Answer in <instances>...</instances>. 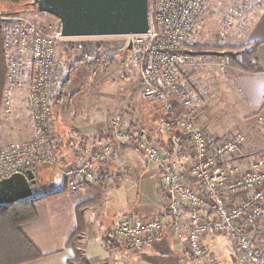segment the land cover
Instances as JSON below:
<instances>
[{"label":"built area","instance_id":"2783aa9c","mask_svg":"<svg viewBox=\"0 0 264 264\" xmlns=\"http://www.w3.org/2000/svg\"><path fill=\"white\" fill-rule=\"evenodd\" d=\"M209 1L149 0V31L126 35L125 48L136 61L141 94L165 104L171 123L188 141L181 152L186 168L176 169L157 146L116 114L106 125L108 140L86 145L81 159L64 167L62 179L67 193L78 195L85 183L95 181L99 165H105L121 145H129L161 169L168 200L159 218L154 215L138 223L125 220L112 227L108 236L113 242L137 251L147 240L160 235L170 215V231L182 239L189 257H204L206 237L219 234L231 241L238 264H264V160L240 169L234 160L246 145L245 136L234 132L210 144L195 119L198 103L192 97H205L194 87L192 74L206 63L205 56L194 48ZM3 21L4 111L12 114L14 95L24 90L23 104L31 131L28 140L0 148V180L38 166L57 167L55 155L60 139L54 129L53 102L67 79V70L57 55L64 39L59 23L38 27L22 18ZM228 26L223 25L217 42L227 37ZM223 60L216 62L221 69L227 66ZM173 106L181 113H172ZM258 124L264 133L263 117L258 118Z\"/></svg>","mask_w":264,"mask_h":264},{"label":"crops","instance_id":"0c3cea01","mask_svg":"<svg viewBox=\"0 0 264 264\" xmlns=\"http://www.w3.org/2000/svg\"><path fill=\"white\" fill-rule=\"evenodd\" d=\"M252 8L254 9V6ZM253 11L256 14L253 13L250 24L240 29L236 35L239 42L247 49L254 47L255 70L240 72L231 68L228 72L225 71L226 77L219 72L220 76H215L214 79L217 77L224 79L216 84L218 87L215 91L211 83L212 72L208 73L209 69L199 67L193 77V82H196L194 87L205 97L206 104L199 109L197 122L203 126L208 138L215 142L227 134L230 135L233 133L229 130L230 126L233 127L232 130L236 127L237 130L234 132L245 135L246 145L236 158L237 163L248 162L252 153L264 151V134L256 126L257 118H264V4ZM237 31L238 29L235 30ZM206 80L211 87L209 94L204 88ZM215 83L216 81L214 87ZM140 95L142 116L137 114L133 104L130 103V107L122 114L125 123L166 154L176 169L183 171L186 168V160L181 156V152L187 142L181 141L178 131L172 128L161 103L154 101L153 104L146 103L152 100L145 99L141 92ZM218 104L234 108L229 110L233 111V121L230 124L224 121H222L224 123L217 122L211 116V108ZM220 107L223 111L224 106ZM236 110L239 112L237 113ZM107 119V117L102 118L99 123L93 122L92 118L78 122L74 127L75 133L81 138L104 135L101 140L88 141V144L105 142L108 140ZM65 155L68 158L66 161L68 165H75L79 160L75 158L73 151ZM97 175L98 182L85 183L76 196L66 191L57 198L35 204L36 220L22 225L20 230L41 253L42 258L25 264H67L75 255L74 249L68 246L67 239L71 230L77 226V214H81L83 219L80 241L82 244L78 247L82 259L79 264H116L105 258L92 260L88 256L89 250L85 245L87 244L85 238L108 236V231L121 221L142 222L151 216L161 214L166 208L168 196L161 171L130 146L121 145L105 165L97 167ZM169 224L163 227L160 235L147 240L139 251L123 243H109L110 247L130 259L136 257L135 252H145L148 248L158 251L162 246H166L179 250L182 248L181 243L171 233ZM143 257L146 256H140Z\"/></svg>","mask_w":264,"mask_h":264},{"label":"rangeland","instance_id":"374dc122","mask_svg":"<svg viewBox=\"0 0 264 264\" xmlns=\"http://www.w3.org/2000/svg\"><path fill=\"white\" fill-rule=\"evenodd\" d=\"M30 2L31 0H21L19 6H16L8 2L0 1V19L3 21V18H22L38 27H55L57 25L58 22L49 15L41 14L32 8L22 7V3L29 4ZM263 4L264 0L209 1L208 11L198 31L199 35L197 34L195 48L200 49L197 53L205 56L206 63L208 61L212 62L211 66L204 64L201 69H209L210 71L208 73L212 72L211 75L213 77L211 78L213 82L211 83L214 91L218 87L216 84L224 79L228 69L230 70L232 68L227 58V52L229 50H220L219 52L218 47H230L232 50L231 55L237 56L236 59L240 60V55L248 50H244L245 46L239 42L237 38L238 35L236 34L239 33L240 29L250 24L251 19L256 14L253 10L260 8ZM253 6L254 9L252 8ZM249 9L252 11L250 10L249 12ZM41 18L42 20H39ZM3 23L8 26L6 21H3ZM226 24H230V27L228 26L229 30L226 31L227 37H225L222 42H217L216 38L221 32L223 25ZM237 29L238 31L235 32ZM127 39L128 37L126 35L92 37L90 39L86 38L87 43L85 44V39L83 38H66L59 43L57 55L67 70L66 81L68 80V83L62 86L53 102L52 118L55 125L54 129L60 139L57 148V150L59 149L57 158L65 153H69L70 149L74 148L76 138L78 137L74 133V127L78 122L92 118L93 122L99 123L101 119L105 117L108 118V122L114 115H122L125 109L130 107V103L133 104L132 106L135 111H137V114L142 116L143 109L141 106L142 103L140 104L141 90L138 84V67L130 53L126 50H122V45L123 47L125 46ZM249 49H251V47ZM202 50L204 52H202ZM221 58L224 59L223 62L227 65L224 69H221V67L216 64V62L219 63ZM78 61L81 62V65L79 64V67L74 69L73 74L70 76L69 67L74 66ZM97 62L99 63L97 64ZM219 72H221L224 77H217V79H214L215 76H220ZM205 82L204 88L205 90L207 89L206 92L209 94L211 91L210 83L207 84L208 80ZM195 84L196 82L194 85ZM63 90V96L60 98ZM199 92L202 93L201 91ZM24 96V90L14 95V111L10 115L5 113L1 98L0 148L8 143L28 140L30 138L31 121L28 118V113L23 104ZM152 102L153 100L149 102L146 101V103ZM154 102L160 103L157 101ZM220 106H224L223 111H221L222 107ZM104 108H107L106 111L103 110ZM232 108L233 107L228 105L218 104L216 107L211 108V116H213L217 122L224 121L230 124L233 121V111L229 110ZM236 111L237 113L239 112L238 110ZM196 114L198 115V113ZM167 116L170 121L171 115L167 114ZM198 124L203 127L199 122ZM256 126L257 129L261 131L260 125L257 124ZM229 128L233 133L237 130L236 127L234 130H232L233 127L231 126ZM173 129L175 130L176 128ZM176 131L178 130L176 129ZM174 133L175 132H173V134ZM178 136L181 141L188 142L185 137L180 136V134H178ZM260 155H264V151L255 154L252 153L250 160ZM81 157L77 159L80 160ZM56 161H58V159H56ZM59 162L60 163L56 165L57 167L41 166L35 168L34 176L36 184L33 187L34 196L32 198L38 199L44 197L47 193L53 194L62 190H64V192L66 191L65 181L62 179V170L64 167L68 166V163L61 164V160ZM81 237L82 235L80 233L78 238L74 240L75 242H73L77 249H79L78 247L82 244H80ZM85 240H87V244L85 245L89 250L88 256L91 257L92 260L105 258L116 264H238L231 241L219 234L213 237L210 235L206 237V252L204 257L199 259L189 257L184 253L182 248L173 250L166 246H162L158 251H153L148 248L145 252H135L136 257L130 259V257H125L117 252L116 249L110 247L109 243H113V240L109 236H91L86 237ZM141 255L146 257L140 258Z\"/></svg>","mask_w":264,"mask_h":264},{"label":"water","instance_id":"95a60500","mask_svg":"<svg viewBox=\"0 0 264 264\" xmlns=\"http://www.w3.org/2000/svg\"><path fill=\"white\" fill-rule=\"evenodd\" d=\"M37 12L56 19L64 38L110 37L149 31V0H31ZM32 170L0 180V206L34 196Z\"/></svg>","mask_w":264,"mask_h":264},{"label":"trees","instance_id":"16d2710c","mask_svg":"<svg viewBox=\"0 0 264 264\" xmlns=\"http://www.w3.org/2000/svg\"><path fill=\"white\" fill-rule=\"evenodd\" d=\"M3 2H8L10 4H14L19 6L21 0H0ZM150 3V2H149ZM22 7L25 8H32L28 3H22ZM35 10V9H34ZM2 22L0 19V103L2 98V91L4 89L5 83V73H6V64L4 59V33L2 30ZM86 38L90 39L92 37H85V44L87 43ZM66 38L62 39L60 42L65 40ZM196 52H199L200 49L194 48ZM215 49V48H214ZM229 50L227 53V58L229 61L230 67L235 70L243 71V72H251L255 70V62H254V47L251 49H247L245 47L244 50H248L245 53H242L241 59H236L237 56L231 55V48L230 47H218V51L220 50ZM122 50L128 51L125 46L122 45ZM202 52H204L202 50ZM204 54V53H203ZM100 61V60H99ZM99 62H97L98 64ZM101 63V62H100ZM81 62L78 61L74 66L69 67V75L73 74L74 69L79 67ZM233 64V65H232ZM195 75V74H194ZM68 80L66 81V84ZM65 84V85H66ZM162 105V104H161ZM163 107V105H162ZM172 124V123H171ZM172 128H176L172 124ZM177 129V128H176ZM76 131H74L75 133ZM179 133V132H178ZM77 136V134L75 133ZM103 136L100 137H90V138H81L77 137L74 148L70 149V152L73 151L75 154V158H80L82 156V152L84 147L90 142L95 141L96 139L101 140ZM108 138V137H107ZM89 141V142H88ZM59 153V149L57 150ZM56 152V163H60L61 160L64 164L67 161L66 153L59 158H57ZM41 167V166H38ZM37 168V167H36ZM35 174V168L32 170ZM66 192V191H65ZM64 190L60 192H55L53 194H45L42 198H31L26 200L23 203H18L15 205L9 206H0V264H25L29 262H33L42 258L41 253L35 248V246L22 234L20 227L24 224L29 222L35 221L37 218V214L35 211V203H39V201L53 199L59 197L61 194L65 193ZM83 228V219L81 214H77V226L70 232L68 235V246L74 249L75 255L74 257L67 262V264H79L82 259L81 252L75 247L74 240L78 238L79 234L82 232Z\"/></svg>","mask_w":264,"mask_h":264},{"label":"bare ground","instance_id":"6f19581e","mask_svg":"<svg viewBox=\"0 0 264 264\" xmlns=\"http://www.w3.org/2000/svg\"><path fill=\"white\" fill-rule=\"evenodd\" d=\"M56 20V19H55ZM57 21V20H56ZM58 22V21H57ZM149 24H150V21H149ZM205 63H206V61H205ZM210 64V61H208L207 63H206V65L207 66H210L209 65ZM204 66V65H203ZM202 67V66H201ZM199 68V67H198ZM197 70V68L193 71V74H192V82H193V77H194V74H195V71ZM193 85H194V82H193ZM5 87V86H4ZM193 98V100L194 101H196L195 103H198V108H197V113H198V111H199V109L203 106V104H204V99H202V100H196V97H192ZM162 105H163V110L165 111V104H163V103H161ZM172 113H176L177 115L178 114H180L181 113V109L179 108V107H177V106H173L172 107ZM195 119L196 120H198L197 119V114H196V117H195ZM257 120H258V118H257ZM175 126V125H174ZM176 127V126H175ZM204 129V128H203ZM204 132H205V129H204ZM206 133V132H205ZM208 137V136H207ZM246 139V138H245ZM208 140H209V143L210 144H215L216 143V141L215 142H213L212 140H210L209 138H208ZM158 148V147H157ZM245 148V147H244ZM243 148V149H244ZM242 149V150H243ZM158 150L160 151V149L158 148ZM161 152V151H160ZM162 153V152H161ZM166 155V154H165ZM167 156V155H166ZM167 158H168V156H167ZM261 159H263L264 160V155H260V156H257L256 158H254V159H252V160H249L248 162H244V163H237L236 162V159L234 160V165H236V166H238L240 169H243V168H245V167H248L249 165H251L253 162H255V161H259V160H261ZM168 160H169V158H168ZM169 162H170V160H169ZM171 163V162H170ZM158 168V167H157ZM159 170L161 171V169L159 168ZM98 182V175H97V172H96V179H95V181L94 182H92V183H97ZM31 199V198H30ZM165 209H164V211L161 213V214H157V216H158V218H159V216H162V215H164V213H165ZM151 217H153V216H151ZM121 222H123V221H121ZM120 222V223H121ZM132 223H135V222H132ZM170 223V224H169ZM166 224H169L171 227H172V224H173V221H172V218L170 217V215H167V218L164 220V222H163V227L166 225ZM179 241H180V243H181V246H182V249H183V251H184V253L185 254H187L188 255V253L186 252V250L184 249V247H183V244H182V239L181 238H179L175 233H172ZM215 235H217V234H215ZM215 235H213V236H215ZM212 236V237H213ZM145 245V244H144ZM143 245V246H144ZM143 246L141 247V248H143ZM140 248V249H141ZM139 249V250H140ZM138 250V251H139ZM189 256V255H188Z\"/></svg>","mask_w":264,"mask_h":264}]
</instances>
